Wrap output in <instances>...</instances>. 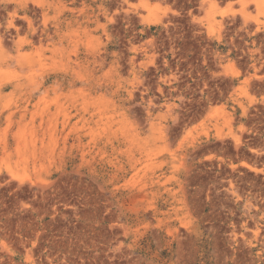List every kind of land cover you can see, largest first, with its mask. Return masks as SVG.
Masks as SVG:
<instances>
[{
	"label": "rangeland",
	"instance_id": "374dc122",
	"mask_svg": "<svg viewBox=\"0 0 264 264\" xmlns=\"http://www.w3.org/2000/svg\"><path fill=\"white\" fill-rule=\"evenodd\" d=\"M253 2L0 0V264H264Z\"/></svg>",
	"mask_w": 264,
	"mask_h": 264
},
{
	"label": "bare ground",
	"instance_id": "6f19581e",
	"mask_svg": "<svg viewBox=\"0 0 264 264\" xmlns=\"http://www.w3.org/2000/svg\"><path fill=\"white\" fill-rule=\"evenodd\" d=\"M248 1H252V0H240V3L242 4V5H245ZM254 2H256L257 0H253ZM253 2V3H254ZM158 6V5H157ZM160 7V6H159ZM226 12V11H225ZM225 12H223V13H225ZM225 15V14H224ZM218 109V108H217Z\"/></svg>",
	"mask_w": 264,
	"mask_h": 264
}]
</instances>
